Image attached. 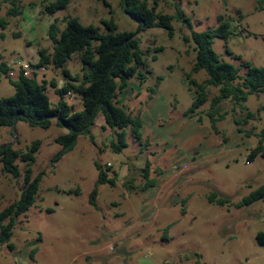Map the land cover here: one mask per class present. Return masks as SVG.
Listing matches in <instances>:
<instances>
[{"label": "rangeland", "instance_id": "obj_1", "mask_svg": "<svg viewBox=\"0 0 264 264\" xmlns=\"http://www.w3.org/2000/svg\"><path fill=\"white\" fill-rule=\"evenodd\" d=\"M53 1L18 0L21 14L8 17L9 25L0 30V64L12 68V79L18 76L16 59L39 66L38 52L52 51L50 26L57 22L63 29L67 17H77L82 25H94L102 33L107 31L102 20L109 19L118 31L138 29L121 0H71L66 8L47 13L45 6ZM146 1L168 15L180 11L191 20L192 30L173 20L172 35L160 27L138 34L147 79L140 84L131 78L117 101L141 118L142 142L133 138L129 127L127 147L114 153L113 133L100 115L92 128L93 139L80 137L72 151L52 163L60 149L55 140L65 130L55 125L30 127L22 121L0 127V148L11 144L23 153L40 141L31 168L33 177L44 174L34 205L16 219L9 242L13 249L0 246V264H264V245L258 240L264 233V199L243 204L264 186V158L249 159L264 130V93L249 96L245 103L254 119L241 127L243 132L234 118L246 112L231 101L214 110L216 119L220 115L224 119L216 122L217 131L212 129L208 113L216 87L208 88V102L189 117L195 88L187 76L203 82L206 74L192 72L195 44L185 41L192 31L216 28L223 16L233 34L214 40L212 48L221 61L239 68L242 76L248 72L244 63L264 68V1ZM10 7L0 0V17H7ZM44 69L37 79L48 82L55 104L59 97L51 82L57 87L65 84V69L72 76L81 75L82 64L73 55L63 68ZM9 78L0 75V98L15 93ZM68 103L75 111L82 109L76 95ZM96 162L110 176L115 173L117 180L115 185L97 187L94 206L90 196L98 179ZM147 163L155 185L142 191ZM17 165L20 176L13 178L0 163V212L18 201L24 188L26 165L21 161Z\"/></svg>", "mask_w": 264, "mask_h": 264}, {"label": "trees", "instance_id": "obj_2", "mask_svg": "<svg viewBox=\"0 0 264 264\" xmlns=\"http://www.w3.org/2000/svg\"><path fill=\"white\" fill-rule=\"evenodd\" d=\"M11 5L7 17H0V30H5L9 25L8 17H17L21 14V6L18 0H2ZM260 1V0H259ZM264 1V0H261ZM71 0H55L45 6L47 13H55L66 8ZM157 2V0L155 1ZM121 6L125 14L138 23L136 32L118 31V26L113 19L102 20L106 27V33L100 32L94 25L84 26L77 17L63 19L65 26L60 29L53 23L48 31V38L52 43V51L40 50L38 52L39 66L53 65L63 68L73 55H78L82 64L81 75L72 76L68 70H64L67 81L58 88L54 82L59 98L52 104L48 95V82L37 78H25L22 75L16 79H10L15 89L14 95L0 98V127H14L18 121H22L35 128L56 127L66 132L58 136L55 142L60 146L57 154L51 162H58L64 155L72 151L82 136L93 139L92 128L97 118L101 115L105 125L110 128L113 138L110 141V149L121 153L127 147V132L132 129L133 138L142 142L143 122L140 117H134L117 101L118 94L129 87V80L135 78L140 84L147 79V74L142 71L146 66L145 53L141 47L138 34L154 27L167 30L173 34V20L181 22L192 30L191 20L180 11L175 15H168L157 10L155 5L150 6L146 0H121ZM219 25L216 28L203 32H191L190 37H185L189 43L195 44V61L192 67L193 73L204 71L206 79L198 82L188 74L187 79L195 88L193 103L186 115L194 117L196 112L208 102V88H218V94L211 100L208 117L214 131H217L216 122L224 119L220 115L215 116V109L223 102L231 101L234 108L246 112L242 118H234V123L239 132H243L242 126L254 119V113L247 110L245 103L249 96L264 93V68L244 63L248 68L246 76L240 74V69L233 64L221 61L212 46L215 39H227L233 34L231 23L223 16L219 17ZM1 37H4L2 34ZM162 48H157V51ZM155 60L156 57H153ZM10 67L0 64V75H7ZM71 92L81 100L82 109L75 111L62 96ZM152 92H154L152 90ZM214 111V112H213ZM40 148V141L32 143L26 152L15 150L11 144L0 148V163L2 171L13 178L20 176L17 161L26 165L24 188L18 201L12 203L0 212V246L9 244L13 235L16 219L26 213L35 202L39 191V184L43 177L40 173L33 177L32 165L36 161V153ZM264 158V130L262 131L258 145L251 150L250 161L256 157ZM98 169L96 188L90 196V203L96 205L97 187L99 185H115L116 174L110 176L103 170L99 163H95ZM109 170V169H108ZM146 184L141 188L145 191L155 185L150 179V164L147 163L143 170ZM77 193L79 190L76 191ZM264 199V186L244 198L243 204H251ZM215 201L214 198L211 200ZM222 203V202H220ZM259 242L264 245V233L258 234Z\"/></svg>", "mask_w": 264, "mask_h": 264}, {"label": "built area", "instance_id": "obj_3", "mask_svg": "<svg viewBox=\"0 0 264 264\" xmlns=\"http://www.w3.org/2000/svg\"><path fill=\"white\" fill-rule=\"evenodd\" d=\"M14 65H17L19 68L18 76L22 75L25 78H37L39 75L44 74V66H33L28 62H22L19 60L13 61ZM15 73L12 71V68L8 71V76L14 78ZM17 76V77H18ZM16 77V78H17ZM59 88L62 87V83L58 86ZM75 94L68 92L62 96V98L66 101H68L70 98L74 97ZM60 98V97H59Z\"/></svg>", "mask_w": 264, "mask_h": 264}, {"label": "crops", "instance_id": "obj_4", "mask_svg": "<svg viewBox=\"0 0 264 264\" xmlns=\"http://www.w3.org/2000/svg\"><path fill=\"white\" fill-rule=\"evenodd\" d=\"M104 119V118H103ZM143 129V128H142Z\"/></svg>", "mask_w": 264, "mask_h": 264}]
</instances>
